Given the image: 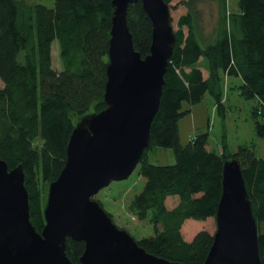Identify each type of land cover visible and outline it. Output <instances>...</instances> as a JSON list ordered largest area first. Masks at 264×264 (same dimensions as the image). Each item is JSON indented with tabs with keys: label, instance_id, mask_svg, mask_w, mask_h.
Wrapping results in <instances>:
<instances>
[{
	"label": "trees",
	"instance_id": "obj_1",
	"mask_svg": "<svg viewBox=\"0 0 264 264\" xmlns=\"http://www.w3.org/2000/svg\"><path fill=\"white\" fill-rule=\"evenodd\" d=\"M164 1L171 5L175 0ZM112 2L54 0V6L48 7L27 0H0V158L10 169L23 167L31 221L39 232L46 223L44 188L65 166L75 125L83 116L106 108ZM195 2L183 1L188 13L174 29L176 45L161 105L139 163L145 185L131 202L134 215L154 227L153 235L136 239L138 244L148 253L182 264H204L207 259L214 235L202 230L188 241L182 228L188 219L216 217L224 164L231 158L209 149L208 133L181 142L179 122L192 112L183 104H199L209 92L224 117V77L240 78V95L259 101L255 133L264 139V119H259L264 110V0H238L239 14L224 21L211 42H205L198 30ZM127 20L135 49L147 56L153 23L141 2L130 5ZM54 41L59 42L60 69L53 64ZM152 148L172 149L176 162L151 163ZM241 153L233 156L242 166L253 203L264 264V158L251 155L244 162ZM169 197L178 198L173 208L167 205ZM84 251L83 241L68 238L66 253L72 264H81Z\"/></svg>",
	"mask_w": 264,
	"mask_h": 264
},
{
	"label": "water",
	"instance_id": "obj_2",
	"mask_svg": "<svg viewBox=\"0 0 264 264\" xmlns=\"http://www.w3.org/2000/svg\"><path fill=\"white\" fill-rule=\"evenodd\" d=\"M137 2L153 23L145 57L135 49L127 20L130 5ZM112 6L106 108L75 125L65 166L49 186L41 232L31 221L23 167L10 169L0 158V264H72L68 238L85 243L81 264H182L148 253L93 199L113 181L128 179L141 162L176 45L164 0H113ZM215 218L217 230L204 264H262L258 221L235 157L224 164Z\"/></svg>",
	"mask_w": 264,
	"mask_h": 264
},
{
	"label": "rangeland",
	"instance_id": "obj_3",
	"mask_svg": "<svg viewBox=\"0 0 264 264\" xmlns=\"http://www.w3.org/2000/svg\"><path fill=\"white\" fill-rule=\"evenodd\" d=\"M33 3H42L48 7L54 6V0H27ZM184 0H175L170 5L172 25L178 28L179 18L188 13V8L183 4ZM225 5V6H224ZM220 0H196L193 5V14L205 42L215 41L224 21L229 22L232 14H239L238 0H226L224 4ZM54 67L60 69L62 61L59 53V42L54 41L52 46ZM201 64L204 66V62ZM205 69V68H204ZM207 74L206 70H204ZM241 84L240 78L224 77L223 102L226 107L225 116L218 112L216 100L207 92L202 102L190 106L183 104L184 109H192V112L184 116L180 122V140L183 144L202 133L209 134L208 147L212 151L231 155L242 152L241 159L245 162L251 155L264 158V139L255 133V110H261L257 98L246 99L240 95L237 85ZM3 82L0 79V88ZM259 119H264V110ZM149 161L156 165H172L176 162L172 149L152 148L148 153ZM139 165L132 175L123 181H113L109 186L100 190L93 199L103 203L104 209L111 214L118 227L128 231L136 239L148 237L154 234V227L149 220H139L131 210L132 199L142 191L145 179L138 174ZM46 205L48 202L49 186L45 189ZM177 197H169L167 205L175 207ZM46 207V206H45ZM207 230L214 234L217 230L215 217L207 220L188 219L182 228L183 236L191 241L195 235Z\"/></svg>",
	"mask_w": 264,
	"mask_h": 264
}]
</instances>
